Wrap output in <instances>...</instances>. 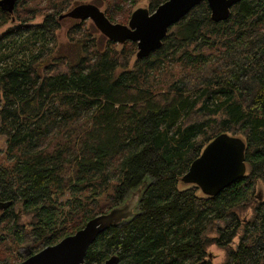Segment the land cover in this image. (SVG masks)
I'll use <instances>...</instances> for the list:
<instances>
[{
  "label": "trees",
  "instance_id": "obj_1",
  "mask_svg": "<svg viewBox=\"0 0 264 264\" xmlns=\"http://www.w3.org/2000/svg\"><path fill=\"white\" fill-rule=\"evenodd\" d=\"M93 1L127 23L136 4L152 12L165 0ZM82 2L0 5V264L57 243L137 189L132 215L96 237L85 264L112 254L120 264H264V0H240L219 22L202 1L132 62L135 42L103 47L84 21L67 31L76 55L62 47L61 14ZM222 132L245 142L247 170L204 195L181 177Z\"/></svg>",
  "mask_w": 264,
  "mask_h": 264
},
{
  "label": "water",
  "instance_id": "obj_2",
  "mask_svg": "<svg viewBox=\"0 0 264 264\" xmlns=\"http://www.w3.org/2000/svg\"><path fill=\"white\" fill-rule=\"evenodd\" d=\"M202 1L207 2L211 19L219 22L228 18L230 7L240 0H165L152 12L146 7L135 8L127 23L112 22L97 5L90 3L74 6L68 15L80 20L91 19L108 40L119 44L135 42L136 58L139 59L157 50L169 27ZM13 2L0 0V5H8V9H11ZM244 150L242 138L222 132L192 160L181 181L196 185L204 195H217L245 174ZM139 193L140 189H137L124 203L88 219L75 233L33 254L26 253L24 259L14 264H85L89 245L101 232L132 215ZM101 264H120V260L116 254H112Z\"/></svg>",
  "mask_w": 264,
  "mask_h": 264
},
{
  "label": "rangeland",
  "instance_id": "obj_3",
  "mask_svg": "<svg viewBox=\"0 0 264 264\" xmlns=\"http://www.w3.org/2000/svg\"><path fill=\"white\" fill-rule=\"evenodd\" d=\"M86 3H90V4H96L93 0H84V2H82V4H86ZM77 5H79V3H76ZM75 4V6H76ZM97 5V4H96ZM99 6V5H98ZM137 7H146V4L144 2H140L138 4H136L134 6L133 9L137 8ZM100 10L103 11V6H99ZM71 9H67L65 11L62 12L61 17H60V28L57 30V39L60 42V44L62 45V47L64 49H66V51H68L70 53V55L73 57L76 55L77 53V49L74 45L70 44L68 42V38H67V31L69 29V27L72 26V24L75 23H80L81 20L79 19H72V17L70 15H68V12ZM41 17L39 15H37L33 21H37L39 20ZM84 21V26L83 28L87 27L90 29L92 35L96 36V39H98L99 41H101L102 46L104 47L106 45V40L107 38L105 36H103L100 31L94 26L93 22L91 21V19L87 18ZM16 22V20L14 19V17H12V20L9 21L5 26H3L1 28V30L6 29L8 26L14 24ZM103 36V37H102ZM120 44H117V46L119 47ZM136 52H137V48H136ZM136 52L135 54L132 56L131 58V62L136 58ZM5 147V137L3 135L0 134V151H3ZM246 211H243L241 213V215L245 214ZM237 238L234 239V241L231 243V245L233 247L236 246V240ZM24 251V249H23ZM224 253L225 251L219 247L216 246H212L209 249V256L211 258V260H213L215 263L221 262L224 258Z\"/></svg>",
  "mask_w": 264,
  "mask_h": 264
},
{
  "label": "flooded vegetation",
  "instance_id": "obj_4",
  "mask_svg": "<svg viewBox=\"0 0 264 264\" xmlns=\"http://www.w3.org/2000/svg\"><path fill=\"white\" fill-rule=\"evenodd\" d=\"M72 19H77V18L72 17ZM79 20H80V19H79ZM81 21H83V20H81Z\"/></svg>",
  "mask_w": 264,
  "mask_h": 264
}]
</instances>
